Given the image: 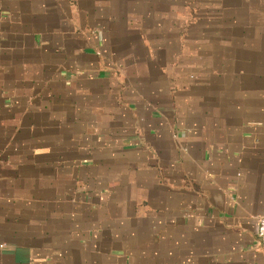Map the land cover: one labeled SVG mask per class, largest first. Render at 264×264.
<instances>
[{"label":"crops","instance_id":"1","mask_svg":"<svg viewBox=\"0 0 264 264\" xmlns=\"http://www.w3.org/2000/svg\"><path fill=\"white\" fill-rule=\"evenodd\" d=\"M264 0H0V264H264Z\"/></svg>","mask_w":264,"mask_h":264},{"label":"built area","instance_id":"2","mask_svg":"<svg viewBox=\"0 0 264 264\" xmlns=\"http://www.w3.org/2000/svg\"><path fill=\"white\" fill-rule=\"evenodd\" d=\"M257 238L258 240L264 244V217L260 218L258 220V224H257Z\"/></svg>","mask_w":264,"mask_h":264}]
</instances>
